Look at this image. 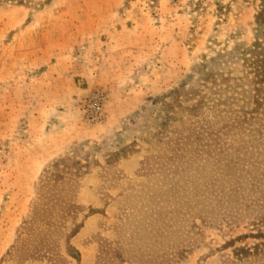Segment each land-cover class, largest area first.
Here are the masks:
<instances>
[{"label": "rangeland", "instance_id": "rangeland-1", "mask_svg": "<svg viewBox=\"0 0 264 264\" xmlns=\"http://www.w3.org/2000/svg\"><path fill=\"white\" fill-rule=\"evenodd\" d=\"M261 10V0H6L0 264H76L65 238L79 224L69 243L80 264H120L115 251L123 264H264V235L249 236L264 213V139L224 130L242 105L228 89L242 56L264 41ZM31 226L49 254L21 247ZM239 247L253 254L237 261Z\"/></svg>", "mask_w": 264, "mask_h": 264}, {"label": "trees", "instance_id": "trees-1", "mask_svg": "<svg viewBox=\"0 0 264 264\" xmlns=\"http://www.w3.org/2000/svg\"><path fill=\"white\" fill-rule=\"evenodd\" d=\"M5 1L6 0H0V7L3 6ZM261 8L262 10L255 18L256 23L258 25H264V0H261ZM241 67L242 74L240 76H236V86H230L228 89L239 92L237 96L239 97L242 105L240 107H237V110H231V117L229 118V123H227L224 128V130L226 131L225 134L227 136L232 135L240 137L246 132L254 133L255 131L258 134L259 138L261 137L262 139H264V41L255 40L253 44L244 52L241 59ZM176 97L181 98L180 95H176ZM231 100L234 101V99ZM201 106L202 103L199 102L196 106L192 107L190 111L194 113V116L198 113L199 108ZM205 134H208V131L206 128H203L202 131H199L197 133V136L204 137ZM218 136H220V134H215V138ZM74 163L79 164V162ZM251 182L253 181L251 180ZM239 184L240 183H237L235 185L236 187L233 188V192L237 193L238 190L241 189V186ZM242 184L243 183H241V185ZM255 202L256 201L253 200L246 202L248 203L247 207L249 205H254ZM261 206H264V202H262ZM77 208V205L72 204V209L76 210ZM232 210H237V207H233ZM45 213L47 212L42 211L40 215H38V213L35 214L39 217H43ZM258 213L259 214L254 215L251 221H249V225L252 228L256 229L255 234L250 233L249 236L256 238H259L264 235V233H262L260 229V226L264 225V213ZM225 220L228 224V221L230 219L225 218ZM33 223L36 225V223H38L37 219H34ZM32 226L27 229L26 233L29 236V239H25L26 242L21 244V247L24 249L25 245L29 243H31L32 245L33 242H36L33 247L36 248L38 252L49 254L50 251L48 250V248H46V245L43 243L44 239L37 238V235H34ZM80 228V224L76 225V227L65 238L66 254L68 257L73 259L76 264H80V254L70 245L69 241L78 233ZM35 237L38 241H35ZM184 254L185 251L184 253H180L178 258L182 259L185 256ZM252 254V250H248L244 247L235 248L233 251V257L237 261H242L245 256ZM112 258L118 259V263L120 264L125 263V260L121 259V256H119V253L117 251H115V255Z\"/></svg>", "mask_w": 264, "mask_h": 264}, {"label": "built area", "instance_id": "built-area-1", "mask_svg": "<svg viewBox=\"0 0 264 264\" xmlns=\"http://www.w3.org/2000/svg\"><path fill=\"white\" fill-rule=\"evenodd\" d=\"M99 110H100V109H99L98 104H97V105H96V111H97V116H98L97 118H98V119H102V116H103V115H102L101 112H98Z\"/></svg>", "mask_w": 264, "mask_h": 264}]
</instances>
